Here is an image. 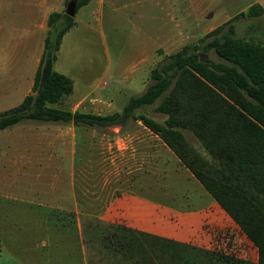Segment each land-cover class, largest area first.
<instances>
[{
  "label": "rangeland",
  "instance_id": "1",
  "mask_svg": "<svg viewBox=\"0 0 264 264\" xmlns=\"http://www.w3.org/2000/svg\"><path fill=\"white\" fill-rule=\"evenodd\" d=\"M102 2V8L90 3L73 16L76 25L64 36L54 64V70L71 79L73 90L52 107L102 116L121 112L131 97L145 91L150 71L165 56L183 46H201L210 39H205L209 32L230 20L237 38L264 46V0ZM67 3L0 0V113L30 93L47 18L52 12L64 13ZM252 5L261 6L262 14L247 16ZM199 56L223 62L212 49L199 51ZM158 103L136 110V115L163 124L166 116L156 112ZM180 131L191 150L213 162L190 129ZM71 185L82 231L94 220L139 231L133 227L134 216L122 207H129L132 198L158 207L152 227L158 235L139 232L186 249L154 241L147 246L146 264H224L223 257L231 264H257L253 244L139 121L105 130L25 121L0 130V242L10 253L1 255L0 264L12 256L31 263V250L46 241L33 231L35 220L46 211L37 205L60 197L69 201ZM204 193L205 200H198ZM208 200L214 205L208 206ZM188 212L203 215L191 222L198 225L190 226L192 233ZM82 237L87 239L83 232ZM199 250L213 255L208 258ZM86 251L88 264H133L107 254L94 237Z\"/></svg>",
  "mask_w": 264,
  "mask_h": 264
},
{
  "label": "trees",
  "instance_id": "2",
  "mask_svg": "<svg viewBox=\"0 0 264 264\" xmlns=\"http://www.w3.org/2000/svg\"><path fill=\"white\" fill-rule=\"evenodd\" d=\"M90 1L77 0L75 14ZM262 12L261 6L252 5L246 15ZM74 24L73 17L63 12L49 14L30 93L0 113V130L25 121L97 130L139 121L237 225L256 248L257 264H264V46L237 38L230 20L209 32L205 39H210L201 46H183L165 56L150 71V82L141 95L131 97L121 112L102 116L52 107L73 90L71 79L55 71L53 64L63 36ZM211 49L223 62L200 58L199 51ZM158 100L156 112L166 116L163 124L136 115V110ZM180 129L194 133L212 163L189 148ZM82 232L86 246L94 237L107 254L133 264L147 263V246L154 241L186 249L183 244L99 220ZM199 251L208 258L213 255ZM222 259L231 264L229 258Z\"/></svg>",
  "mask_w": 264,
  "mask_h": 264
},
{
  "label": "crops",
  "instance_id": "3",
  "mask_svg": "<svg viewBox=\"0 0 264 264\" xmlns=\"http://www.w3.org/2000/svg\"><path fill=\"white\" fill-rule=\"evenodd\" d=\"M102 1L91 0L88 4L94 3V5L97 8H102L103 7ZM88 4L81 7L79 10L81 11V9L87 7ZM75 25L76 23L74 24V26ZM73 29H71L70 31H72ZM63 38L61 42L63 41ZM56 60H57V53H56ZM54 64H53V68H54ZM70 190H71V194L69 196V201L65 199L63 200L60 197L57 198L56 200H52L51 202L49 201L43 203L44 204L43 206L37 205L38 207H43L46 211L43 212V215L39 216L41 220L39 221L38 219L35 220L37 224L33 226L34 227L33 231L39 234L42 233L43 237L41 239L46 241H42L40 246H38L34 250L33 249L31 250V253L32 252L34 253L31 254L32 261L31 263H24V264H88L86 245L83 242L81 224L79 223L77 195L74 192L72 185ZM205 195L206 194L204 193L197 196L198 200H205ZM194 200H197L196 196ZM210 201L208 200L207 203L208 206L209 205L212 206L215 204L214 201H213L214 204ZM130 203L131 204H129L130 205L129 207L124 206L122 208L123 209L127 208L129 214L131 216L132 215L134 216L133 221L140 223V224L135 223L133 225L134 229L135 228L137 229L138 227L139 231H144V232L148 231L153 233L154 228L152 227L155 226V221L157 220L158 207L154 204H149V202L143 201L138 198H132V200H130ZM113 210L115 209L113 208ZM190 212L186 213L187 216L185 217L191 220L188 224L189 227L188 233H192L193 230L191 229H195L194 226H198L196 224L191 223L196 217L199 219H203V215L196 216L195 215L196 213H190ZM207 217L208 219H213L212 215L211 216L207 215ZM147 222L150 223V225ZM142 223H144L143 225L145 226V228L147 227L148 229H143L139 227L142 225ZM190 226L193 227L190 229ZM156 234L158 235V233ZM17 244L21 245V243H17ZM6 246L7 245L0 242V259H1V255L4 252L9 253L8 249H5ZM6 261H8L7 264H23L13 256H12V260L7 259Z\"/></svg>",
  "mask_w": 264,
  "mask_h": 264
},
{
  "label": "water",
  "instance_id": "4",
  "mask_svg": "<svg viewBox=\"0 0 264 264\" xmlns=\"http://www.w3.org/2000/svg\"><path fill=\"white\" fill-rule=\"evenodd\" d=\"M75 9H76V2L70 1L67 3L64 14L73 17L75 15Z\"/></svg>",
  "mask_w": 264,
  "mask_h": 264
}]
</instances>
